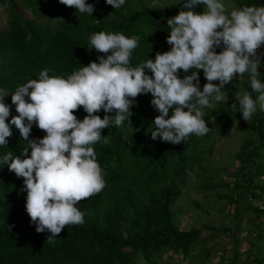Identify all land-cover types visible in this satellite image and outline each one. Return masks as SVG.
<instances>
[{"label":"trees","instance_id":"obj_1","mask_svg":"<svg viewBox=\"0 0 264 264\" xmlns=\"http://www.w3.org/2000/svg\"><path fill=\"white\" fill-rule=\"evenodd\" d=\"M87 2L95 6L92 16L59 0H0L6 16V28L0 29V89L9 94L5 97V103L11 106L9 120L18 115L11 105V94L28 80L37 79L41 70H49L50 77L66 78L97 61L98 56L110 54L89 50L92 34L104 31L139 36L130 58V66L136 67L170 49L166 43L170 31L167 20L184 10L178 2L159 8L153 0H126L119 9L105 0ZM236 5L237 9L262 7L264 0H236ZM195 11L201 13V8L197 5ZM192 71L178 70V76L183 78ZM196 71L202 79V90L203 70ZM259 72L258 78L264 81V56ZM243 76V91L255 100L258 94L252 92L249 74ZM134 99L128 120L102 129V139L93 145L105 187L77 202L84 213L83 224L65 225L55 236L47 231L37 233L25 210L24 178H18L7 165H0V264H159L168 254L181 255L191 263L196 247L206 242L199 231L184 230L178 217L175 222L172 209L180 198L177 187H187L197 170L207 171L204 164L210 162L216 144L242 119V113L230 110L233 103L220 102L217 112L203 117L209 128L205 135L192 134L173 145L151 139L153 121L159 115L150 104L151 94H139ZM73 114L79 120L87 115L82 106ZM94 115L103 118L105 113L101 110ZM11 127L13 135L6 138L7 145L0 146V156L8 152L18 156L27 146L18 129ZM243 130L245 141L234 157L239 170L231 175L242 184L232 190L228 184L222 186L230 191L226 199L234 208L235 220L240 204L246 205L247 217H252L247 225L254 242L246 252L234 249L227 261L264 264V211L254 206L264 197V111L260 107L244 123ZM45 134L34 124L29 138L39 139ZM240 227L225 229L232 235L233 244ZM210 254L208 251L204 264Z\"/></svg>","mask_w":264,"mask_h":264},{"label":"clouds","instance_id":"obj_2","mask_svg":"<svg viewBox=\"0 0 264 264\" xmlns=\"http://www.w3.org/2000/svg\"><path fill=\"white\" fill-rule=\"evenodd\" d=\"M125 2L105 0L113 9ZM157 2L153 0V5ZM59 3L89 16L95 11L87 0ZM178 4L184 10L167 20L166 43L171 47L154 59L130 66L139 36L100 31L89 37V50L109 55L98 56L66 78L50 77L49 70H41L37 79L28 80L11 94L18 115L10 120L11 106L5 103L9 94L0 89V146L7 145L6 138L13 135L11 126L27 142L20 155L0 156V165L24 178L25 210L37 233L47 231L55 236L65 225L84 223L77 202L105 187L93 145L102 139V129L128 120L139 94H151L150 104L159 113L151 139L173 145L209 131L203 109L225 99L221 89L237 74L247 72L252 92L258 95L255 100L247 92L236 96L238 105L233 103L230 110L242 113L245 121L256 112L257 101L264 111V81L258 78L264 52H257L264 44V6L229 11L225 0H178ZM201 4L205 10L197 13L195 8ZM217 47H221L219 53ZM190 69V75L179 78L178 70L188 73ZM201 69L207 80L202 90L196 71ZM79 106L87 113L82 120L73 114ZM101 110L103 118L94 115ZM34 124L46 133L42 138H29Z\"/></svg>","mask_w":264,"mask_h":264},{"label":"rangeland","instance_id":"obj_3","mask_svg":"<svg viewBox=\"0 0 264 264\" xmlns=\"http://www.w3.org/2000/svg\"><path fill=\"white\" fill-rule=\"evenodd\" d=\"M174 2H178V0H158L155 5L159 8H164ZM225 3L229 11L233 8L237 9L236 0H225ZM198 6L201 8V12L205 10V5ZM4 13L5 7L0 5V29L2 30L6 28V16ZM221 47L216 48L217 53L220 52ZM257 52H264V44L257 49ZM243 75L237 74L230 83L221 89L220 94L225 99L219 102L212 101L211 107L203 109L202 118L217 112L216 105L220 102L238 103L235 97L244 94ZM201 82L203 85L207 83L206 78ZM212 83L219 84V81H213ZM257 108H259V102ZM248 121H243L242 119L236 121L227 131V134L218 141L210 162L204 164V168L207 171L198 172L197 170L187 187L184 189L177 187L180 192V198L175 208L172 209L175 222H182L180 225H182L184 230L194 229L199 231L201 240L206 243L196 247L192 254L191 263L185 261L181 255L168 254L159 261V264H204L208 251L211 254L206 264H228L227 260L234 249H238L237 251L241 253L246 252L254 242V235H252L253 233L250 232L247 225V221L252 220V217H247L249 213L245 211L246 205L240 204V214L238 219L235 220L233 218L234 208L230 207L231 205L226 199L230 195V191L222 186V183L228 184L230 185V190H232L235 185L242 184L241 180L235 182L234 177L231 175L236 174L239 170L240 165L235 163L234 157L245 141L246 134L243 130V125ZM185 223L188 225L185 226ZM237 227H240V229L235 231L237 239L235 244H233L232 235H228L225 229L235 230Z\"/></svg>","mask_w":264,"mask_h":264},{"label":"built area","instance_id":"obj_4","mask_svg":"<svg viewBox=\"0 0 264 264\" xmlns=\"http://www.w3.org/2000/svg\"><path fill=\"white\" fill-rule=\"evenodd\" d=\"M254 206L257 207L260 211H264V197L258 200V202H256Z\"/></svg>","mask_w":264,"mask_h":264}]
</instances>
